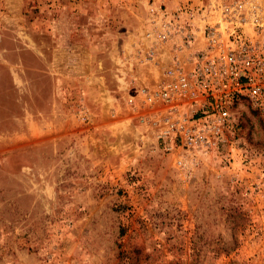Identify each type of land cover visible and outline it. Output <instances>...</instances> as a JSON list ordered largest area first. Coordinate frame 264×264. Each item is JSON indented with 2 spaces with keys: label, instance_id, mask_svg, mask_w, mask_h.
<instances>
[{
  "label": "rangeland",
  "instance_id": "obj_1",
  "mask_svg": "<svg viewBox=\"0 0 264 264\" xmlns=\"http://www.w3.org/2000/svg\"><path fill=\"white\" fill-rule=\"evenodd\" d=\"M187 2L264 22V0H0V264H264V111L178 167L118 88V55Z\"/></svg>",
  "mask_w": 264,
  "mask_h": 264
},
{
  "label": "built area",
  "instance_id": "obj_2",
  "mask_svg": "<svg viewBox=\"0 0 264 264\" xmlns=\"http://www.w3.org/2000/svg\"><path fill=\"white\" fill-rule=\"evenodd\" d=\"M242 10L187 2L161 11L115 60L129 124L175 166L217 149L240 105L264 111V22Z\"/></svg>",
  "mask_w": 264,
  "mask_h": 264
}]
</instances>
